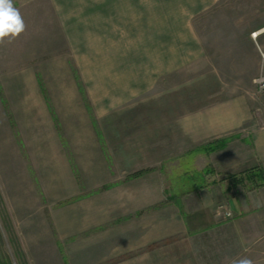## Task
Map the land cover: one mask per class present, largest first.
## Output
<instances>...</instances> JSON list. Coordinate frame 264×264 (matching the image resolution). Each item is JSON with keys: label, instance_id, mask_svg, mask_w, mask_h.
<instances>
[{"label": "crops", "instance_id": "0c3cea01", "mask_svg": "<svg viewBox=\"0 0 264 264\" xmlns=\"http://www.w3.org/2000/svg\"><path fill=\"white\" fill-rule=\"evenodd\" d=\"M238 1L47 0L55 26L22 39L17 65L0 62L19 75L13 106L37 167L61 190L102 191L121 218L151 217L154 237L183 239V264H218L185 246L201 238L264 264V0L253 24Z\"/></svg>", "mask_w": 264, "mask_h": 264}, {"label": "rangeland", "instance_id": "374dc122", "mask_svg": "<svg viewBox=\"0 0 264 264\" xmlns=\"http://www.w3.org/2000/svg\"><path fill=\"white\" fill-rule=\"evenodd\" d=\"M238 2L236 11H242L246 24L258 20L257 16L249 15V11L258 8L259 0ZM13 3L21 12L26 30L11 43L0 45L3 68L17 65L21 60L23 38L47 35L55 26L47 0H13ZM221 19L223 23L228 20L226 16L219 17V24ZM227 28L226 25L224 30ZM239 36L241 38L243 33ZM10 59H14L13 64L8 63ZM18 76L0 75V264H183V239L175 241L173 238L172 243H168V239L154 237L160 234L162 226L152 224L151 217L143 215L139 222L132 218L138 214L121 218L115 202L106 203L102 191L93 192L84 185L79 193L67 185L61 190L56 185V175L46 168V161L37 167L39 161L31 158L19 129L21 113L14 111L13 105L18 107L21 97L19 87L17 92L12 88V80L15 77L19 86ZM228 76L230 81L243 83L242 75ZM255 97L260 101L257 93ZM60 172L64 181L75 177L72 172L67 175L65 169ZM226 207L234 217L233 210ZM227 231L221 229L219 234H227ZM198 240L189 241L185 246L193 250L205 247L203 263L214 260L221 264L226 258L221 255L222 251L213 255L212 250H223L225 255L240 249L234 240ZM149 244L157 249L149 251L146 249Z\"/></svg>", "mask_w": 264, "mask_h": 264}, {"label": "clouds", "instance_id": "9594fccd", "mask_svg": "<svg viewBox=\"0 0 264 264\" xmlns=\"http://www.w3.org/2000/svg\"><path fill=\"white\" fill-rule=\"evenodd\" d=\"M25 30V21L19 9L14 6L13 0H0V45L11 43ZM224 264H256V261L249 256L226 257Z\"/></svg>", "mask_w": 264, "mask_h": 264}, {"label": "built area", "instance_id": "2783aa9c", "mask_svg": "<svg viewBox=\"0 0 264 264\" xmlns=\"http://www.w3.org/2000/svg\"><path fill=\"white\" fill-rule=\"evenodd\" d=\"M254 36H256V33H254ZM255 82L257 84V87L260 91H264V73H261L258 78L255 79ZM216 214H223L226 218L233 217L232 212L229 211L224 203H221L217 206ZM231 213L230 215H227L226 213Z\"/></svg>", "mask_w": 264, "mask_h": 264}, {"label": "trees", "instance_id": "16d2710c", "mask_svg": "<svg viewBox=\"0 0 264 264\" xmlns=\"http://www.w3.org/2000/svg\"><path fill=\"white\" fill-rule=\"evenodd\" d=\"M215 147H212L211 149H214ZM206 172V171H205ZM253 176H255L254 174H252ZM263 179H264V177H263ZM3 264V263H2Z\"/></svg>", "mask_w": 264, "mask_h": 264}]
</instances>
